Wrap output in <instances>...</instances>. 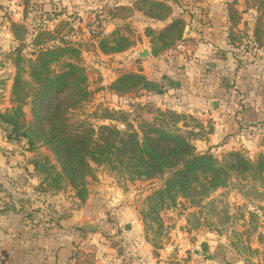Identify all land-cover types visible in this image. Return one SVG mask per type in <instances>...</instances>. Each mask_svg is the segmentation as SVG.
Segmentation results:
<instances>
[{"label": "rangeland", "instance_id": "374dc122", "mask_svg": "<svg viewBox=\"0 0 264 264\" xmlns=\"http://www.w3.org/2000/svg\"><path fill=\"white\" fill-rule=\"evenodd\" d=\"M117 1L0 0V114L13 106L16 56L33 59L38 48L69 42L79 51L89 92L69 111L71 120L126 130L128 124L137 129L152 122L159 112H173L180 118L181 129L190 132L197 152L209 151L221 158L238 150L251 159L263 153L264 0H172L173 17L183 14L188 23L178 26L183 31L180 38L174 40L175 32L169 35L172 43L157 55L163 68L170 60V74L165 70L163 80L154 86L119 94L112 84L136 67L140 58L134 50L150 51L147 31L154 22L126 10L113 13ZM113 31L117 38H127L117 43L123 50L112 52V41L100 49L101 39ZM180 44L183 48L177 47ZM197 46H209L224 68L221 73V67H215L219 69L213 78L219 85L217 101L204 112L196 110L198 82L190 69ZM204 78L200 77L201 83ZM22 113L27 127L29 103L22 106ZM4 126L0 122V264H44L49 257L47 242L56 240L58 221L85 203L97 207L98 202L103 224L112 228L105 242L124 256L119 264H264V195L244 198L231 190L227 197L230 218L220 232L205 225L193 228L195 222L187 214L199 209L181 201L160 213L166 228L151 243L153 235L144 231L140 211L159 179L126 182L93 165L85 200H79L68 186L58 192L44 191L31 162L37 153L54 162L51 152L42 144L30 151L24 137ZM124 221H132L134 231L137 227L134 240L123 231ZM139 245L144 247L139 255L125 254L138 251ZM141 254L148 259L142 260ZM74 263L96 264L95 254L83 252Z\"/></svg>", "mask_w": 264, "mask_h": 264}, {"label": "trees", "instance_id": "16d2710c", "mask_svg": "<svg viewBox=\"0 0 264 264\" xmlns=\"http://www.w3.org/2000/svg\"><path fill=\"white\" fill-rule=\"evenodd\" d=\"M134 8L157 20L171 12L167 4L157 0H137ZM112 10L132 13L125 6H114ZM181 23L174 20L156 33L152 29L147 31L152 56L168 48L172 32L174 40L181 37L183 31L178 27ZM254 36L257 39L255 32ZM120 39L127 41L124 37L117 38L113 31L101 39L100 49L112 41L109 47L112 52L121 51L123 48L117 46ZM14 66L13 106L0 114V122L14 135L24 137L30 151L42 144L51 152L54 162L41 153L31 162L44 191L58 192L68 186L79 200H85L93 165L126 182L159 179V186L144 198L140 211L144 231L153 235L151 243L166 228L160 213L181 201L187 207L199 209L187 214L195 222L191 224L193 228L205 225L220 232L222 224L230 218L227 197L231 190L244 198L264 195V152L254 159L238 150H230L221 158L209 151L197 152L190 132L181 129L180 118L173 112H159L152 122L142 123L137 129L128 124L126 130L112 124L94 127L86 121L71 120L69 111L86 100L89 93L79 51L71 43L38 48L33 59L16 56ZM145 85L148 82L142 74L127 72L115 79L112 88L119 94ZM27 103L31 120L26 127L22 106ZM81 254L76 249L70 259L76 261Z\"/></svg>", "mask_w": 264, "mask_h": 264}, {"label": "crops", "instance_id": "0c3cea01", "mask_svg": "<svg viewBox=\"0 0 264 264\" xmlns=\"http://www.w3.org/2000/svg\"><path fill=\"white\" fill-rule=\"evenodd\" d=\"M136 1L137 0H119L114 3V6L122 5L129 7L132 9V12H135V14L143 16L142 12L134 8ZM157 1H163L169 6L171 12L173 11L172 0ZM171 12L164 19L157 20L150 18L151 20L149 21L154 22V28L152 29L160 30L169 25L174 20H180L182 22L181 24L187 26L188 20L185 19L183 14L173 17V13ZM209 46L193 47L195 63L190 68L192 69V74L195 75L196 81L198 82V85H196V97L194 102H196V110L201 112H204L208 105H210L212 108L215 106L217 101L215 96L219 90V85L215 80H213L215 76L214 74L219 72V69H215V67H221V73H223L224 69L223 64L219 63L218 59L213 57V51L208 48ZM146 49L147 48L134 50L133 54L137 53L140 60L136 63V67H133V69L129 70V72H138L142 74L146 78L148 84L154 86V83L163 80L165 70H167V72H169L168 74H170V66H172V64L168 62L169 67L165 66V68H163L164 66L160 58L157 56H152L151 52ZM144 51L147 53V55L141 57V53ZM213 68L215 71L212 70ZM203 72H205V74H202ZM201 76H205L204 83H201ZM115 77H113V79ZM170 79L174 78L170 76ZM168 89L170 90L171 88L169 87ZM215 114L217 113L215 112ZM96 206L97 207H94V205L85 203L83 208L80 207L77 210L71 211L66 217H63L60 221H58V225H56L57 228H55L56 240L53 243L50 241L47 242L46 253L49 255V257L46 256L48 261L44 264H73L75 260L72 258L70 259V257L72 252L76 249H79L85 253L87 251L94 253L96 264L121 263V259L124 257L123 254L118 251L117 247L109 246L105 242V236L112 232V228L103 224V219L99 211L102 210L101 204L98 202ZM127 223L133 222L124 221L121 224L122 229ZM134 230L135 229L126 231L129 233L128 237H130L132 240L135 239L139 232L137 227L136 231ZM137 239H139L138 236ZM143 248L144 247H140L139 245L138 251L135 252L133 249L134 251H129L125 254L129 256H136L143 251ZM141 255L142 260L148 259V256H145L144 254Z\"/></svg>", "mask_w": 264, "mask_h": 264}, {"label": "water", "instance_id": "95a60500", "mask_svg": "<svg viewBox=\"0 0 264 264\" xmlns=\"http://www.w3.org/2000/svg\"><path fill=\"white\" fill-rule=\"evenodd\" d=\"M146 55H147V53L145 51L141 53V57H144ZM133 229H134V227L131 223H127L123 226V230H125V231H131Z\"/></svg>", "mask_w": 264, "mask_h": 264}, {"label": "built area", "instance_id": "2783aa9c", "mask_svg": "<svg viewBox=\"0 0 264 264\" xmlns=\"http://www.w3.org/2000/svg\"><path fill=\"white\" fill-rule=\"evenodd\" d=\"M177 47H178V48H183L182 44L178 45ZM165 58H166L167 60L169 59L168 57H165ZM168 62H170V60H169Z\"/></svg>", "mask_w": 264, "mask_h": 264}]
</instances>
